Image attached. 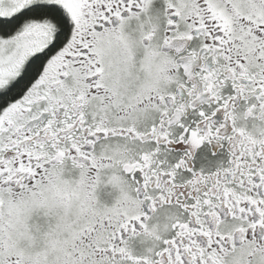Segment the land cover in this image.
<instances>
[{
    "label": "snow or ice",
    "instance_id": "6c2138e0",
    "mask_svg": "<svg viewBox=\"0 0 264 264\" xmlns=\"http://www.w3.org/2000/svg\"><path fill=\"white\" fill-rule=\"evenodd\" d=\"M0 264H264V0H0Z\"/></svg>",
    "mask_w": 264,
    "mask_h": 264
}]
</instances>
